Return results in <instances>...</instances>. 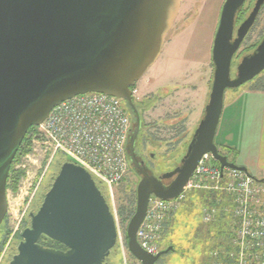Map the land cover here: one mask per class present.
<instances>
[{
  "label": "water",
  "instance_id": "1",
  "mask_svg": "<svg viewBox=\"0 0 264 264\" xmlns=\"http://www.w3.org/2000/svg\"><path fill=\"white\" fill-rule=\"evenodd\" d=\"M182 0H0V226L7 213L6 184L11 164L32 127L61 102L97 93L123 101L135 117L127 153L140 180L135 210L126 227V247L139 264L156 255L139 246L136 234L151 197L176 198L201 156L210 153L221 169L247 173L215 145L226 90L237 89L264 71V38L242 58L230 78L234 53L252 27L264 0H257L232 41L235 16L245 0H225L211 50L213 78L203 118L180 166L155 177L135 159L140 116L132 88L155 64L178 16ZM248 174V173H247ZM249 175V174H248ZM250 176V175H249ZM172 179L165 186L163 180ZM264 181V180H259ZM21 232L8 264H107L117 242L114 217L92 177L65 161L35 213ZM45 237L65 250L44 248Z\"/></svg>",
  "mask_w": 264,
  "mask_h": 264
},
{
  "label": "rangeland",
  "instance_id": "2",
  "mask_svg": "<svg viewBox=\"0 0 264 264\" xmlns=\"http://www.w3.org/2000/svg\"><path fill=\"white\" fill-rule=\"evenodd\" d=\"M224 1L182 0L173 28L165 38L161 55L134 87L138 99L149 101L142 109L138 106L137 112L149 128L147 135L150 143L145 151V161L155 177L180 166L191 137L203 118L214 70L212 42ZM253 3L254 0L247 1L241 18L246 16ZM263 37L264 6L238 54L242 56L251 52ZM238 62L234 63L232 74L236 73ZM263 83L264 71L241 87L226 90L224 98L239 89H256ZM162 87L165 88L161 90ZM129 118L133 130L135 117L132 114ZM27 143V147L24 145L26 152L18 154L13 167L14 172L19 173L16 190H7L9 210L0 230V244L4 239L6 242L0 252V264H8L16 254L21 232L30 226L29 213L38 210L52 184L51 178L54 179L66 161L64 156L57 155L48 162V156L31 152L28 137ZM30 152L33 155L26 158ZM221 152L227 153L223 149ZM232 158L229 156L228 160ZM20 173L23 175L20 176ZM26 173L30 178L28 181ZM139 180V175L130 165L127 177L114 189L112 197L108 198L106 190L101 188L110 211L116 214L115 225L119 236L105 259L107 264H139L127 250L125 232L129 219H123L128 212L134 213ZM22 190L23 193L28 192L27 196H21ZM212 198L211 194L203 192L188 193L162 234L160 251L168 247L173 250L162 256L156 264H209L211 253L226 248L231 232L228 215L221 213L210 223L202 220V209ZM120 209H124L123 217L119 214Z\"/></svg>",
  "mask_w": 264,
  "mask_h": 264
},
{
  "label": "built area",
  "instance_id": "3",
  "mask_svg": "<svg viewBox=\"0 0 264 264\" xmlns=\"http://www.w3.org/2000/svg\"><path fill=\"white\" fill-rule=\"evenodd\" d=\"M134 89L135 100L138 98ZM131 130L123 101L89 93L55 106L47 118L29 132L28 140L31 152L48 156V162L62 155L66 161L84 169L110 198L129 172L127 147ZM31 152L26 158L33 155ZM192 192L213 197L202 209L204 223L212 222L221 213L230 218L231 232L226 248L211 253L209 264H264V181L238 170L221 169L210 153L201 156L187 185L176 198L149 199L145 218L136 234L141 249L151 255L160 251L167 222ZM22 194L27 196L28 192L22 190ZM8 210L7 201V213ZM112 215L116 223V214Z\"/></svg>",
  "mask_w": 264,
  "mask_h": 264
},
{
  "label": "crops",
  "instance_id": "4",
  "mask_svg": "<svg viewBox=\"0 0 264 264\" xmlns=\"http://www.w3.org/2000/svg\"><path fill=\"white\" fill-rule=\"evenodd\" d=\"M230 94L224 98L215 145L220 152L231 151L229 161L246 168L251 177L264 180V90Z\"/></svg>",
  "mask_w": 264,
  "mask_h": 264
},
{
  "label": "flooded vegetation",
  "instance_id": "5",
  "mask_svg": "<svg viewBox=\"0 0 264 264\" xmlns=\"http://www.w3.org/2000/svg\"><path fill=\"white\" fill-rule=\"evenodd\" d=\"M247 1H248V0H245V2H244V4L242 5V7H241V8L237 11V13H236V16H235V22H234V29H233L232 41L236 38V34H237V29H238V27H239L240 24H241V23H242V22L248 17V15H249L250 12L252 11V9H253V7H254V5H255V3H256L257 0H254L253 6H252V8L248 11V13L246 14V16H245V17L243 16V18H241L242 10L244 9V6H245V4L247 3ZM263 6H264V3H263V5H262L261 8H260L259 13L261 12ZM259 13H258V15H257V17H256V19H255V21H254V23H253V25H252V27L250 28V30L248 31V33L246 34V36L244 37V39H243L242 42L240 43L239 48L237 49V51H236V52L234 53V55L232 56L231 64H230V78H231V79L235 78V76H236V73H233V74H232V71H233V65H234L235 61L239 60V62H238V63L236 64V66H235V71H236V68H237V66L239 65V63L241 62L242 58L245 57V56L251 55V54L255 51V49H256V47L258 46V44L261 42V41H260V42H259V43H258L253 49H252L251 52H249V53H247V54H245V55H242V56H240V55L238 54L240 47L242 46V44L244 43V41H245V39L247 38L248 34L250 33L251 29H252L253 26L255 25L256 20H257V18H258V16H259ZM263 38H264V37H263ZM263 38H262V39H263ZM262 39H261V40H262ZM254 79H255V78H254ZM251 81H252V80H251ZM247 83H248V82H247ZM163 88H165V87H162L161 90H163ZM166 89H167V88H166ZM157 94H158V93H157ZM159 95H160V93H159ZM135 101H136V103H137V105L139 106L140 109H142V108L144 107V104L149 103V101H148L147 99H144V98L135 99ZM141 118H142V117L140 116L141 126H140V130H139V133H138V136H137V139H136L135 145H134V155H135V159H136V161H137L141 166L145 167L146 170L148 171V173H150V171H149V166H148V164H147L146 161H145V151H146V148H147V144L150 143V140H149L148 135H147V132L149 131V128H148V126L146 127V126L144 125V123L142 122V119H141ZM144 135H145V136H144ZM129 166H130V165H129ZM175 168H177V167H175ZM175 168H174V169H175ZM174 169H173V170H174ZM150 174H151V173H150ZM51 179L53 180V177H52ZM172 179H173V178L168 179V180H163L162 182H163V184H164L165 186H167V185L170 184V182L172 181ZM51 182H52V181H51ZM38 204H39V203H38ZM30 213H32V212H30ZM30 213H29V214H30ZM3 223H4V220H3V222H2V224H1V226H0V230H1L2 226H3Z\"/></svg>",
  "mask_w": 264,
  "mask_h": 264
},
{
  "label": "trees",
  "instance_id": "6",
  "mask_svg": "<svg viewBox=\"0 0 264 264\" xmlns=\"http://www.w3.org/2000/svg\"><path fill=\"white\" fill-rule=\"evenodd\" d=\"M134 87L132 88V90L134 89ZM253 90H264V83L263 84H259L257 86V88L256 89H253ZM133 104H134L135 108L138 110V105H137V103H136V101L134 99H133ZM124 106H125L126 110L128 111L129 115L131 116L132 115V112L129 109V107L125 103H124ZM139 116H141L140 113H139ZM33 128L34 127H32V128L29 129L28 133L26 134V136H25V138H24V140H23V142H22V144H21V146L19 148V151H18L16 157L14 158V160H13V162L11 164L10 171H9V175H8V180H7V184H6V190H8L10 188H12L13 191L16 190V185H17V181H18V178H19V173H15L14 170H13V167H14L16 161H17L18 154L20 152H26V148H24V145L26 144V147H27V144H28L27 143V137H28L29 132L32 131ZM230 152L231 151H227V153H225V154L223 152H221V153L223 155H225L229 159ZM230 162H232V161H230ZM129 165H131L130 162H129ZM96 185H97V188L100 190V192L102 194V189L101 188H103V187L101 185H99L98 183H96ZM119 214H120V216L123 217L124 214H125L124 209H120L119 210ZM126 215H127V217L126 218L123 217V219L124 220L125 219H130L131 216H132V211L128 212ZM4 220H5V218H4ZM5 242H6V240L4 239L3 242L0 244V252H1L2 247L4 246ZM38 243H39V245H41L44 248H49V249H54V250H65V248L61 244H59L57 242H54V241H52L50 239H47L45 237H41L39 239Z\"/></svg>",
  "mask_w": 264,
  "mask_h": 264
}]
</instances>
